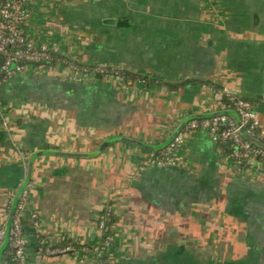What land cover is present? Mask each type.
Returning a JSON list of instances; mask_svg holds the SVG:
<instances>
[{"label":"crops","instance_id":"1","mask_svg":"<svg viewBox=\"0 0 264 264\" xmlns=\"http://www.w3.org/2000/svg\"><path fill=\"white\" fill-rule=\"evenodd\" d=\"M26 8L24 31L36 45L136 78L58 59L0 79V225L32 153L93 152L112 136L148 145L38 156L26 203L42 240L38 247L34 226L23 227L26 264H99L105 207L114 216L108 264H264V165L239 167L206 129L187 136L176 162H147L185 118L224 109L219 89L252 100L264 138V0H28ZM65 243L77 246L48 252Z\"/></svg>","mask_w":264,"mask_h":264},{"label":"built area","instance_id":"2","mask_svg":"<svg viewBox=\"0 0 264 264\" xmlns=\"http://www.w3.org/2000/svg\"><path fill=\"white\" fill-rule=\"evenodd\" d=\"M27 1L0 0V79L22 72L28 64L46 67L53 63L52 54L55 53V49H51L44 44L36 45L25 34L24 25L29 18V12L26 8ZM69 66L73 67L72 64H69ZM97 70L103 72L100 68ZM231 93L233 92L228 91L227 95L232 99V102L225 104L224 109L235 110L239 122L226 114H219L209 118L191 119L166 147L149 157L147 162L157 166L176 162L181 159L180 151L187 136L195 130L206 129L214 142H230V146L232 147L228 157L239 167L251 161L264 165V149L253 145L239 131L240 128H243L247 134L253 135V129H259V121L253 104L248 99L235 97ZM221 94L222 92L220 91ZM6 125L7 122H3V126ZM1 126L0 124V129ZM261 137H263V132L259 129V138ZM33 186V181L27 184L14 211L12 225L9 229L7 251L10 256V262L8 264H26L27 237L23 231L21 215L23 214L29 190ZM13 196L14 192L9 194V202H11ZM31 216L34 219L33 226L36 229V233L40 235V230L38 229L40 225L39 217L33 212ZM98 226L101 232V240L99 246L96 248V254L99 257V264H108L105 252L112 242V235L111 233L105 234L107 228L104 215L102 214ZM4 236V225H0V243L3 241ZM72 250L73 247L70 244L63 247L53 246L48 248L49 253H65Z\"/></svg>","mask_w":264,"mask_h":264},{"label":"water","instance_id":"3","mask_svg":"<svg viewBox=\"0 0 264 264\" xmlns=\"http://www.w3.org/2000/svg\"><path fill=\"white\" fill-rule=\"evenodd\" d=\"M0 11H1V4H0ZM112 68L115 69H121L118 66H111ZM236 95L242 96L240 94L235 93ZM217 97L219 99H221V95L218 94ZM219 114H226V115H230L231 117H233L237 122H239V118L237 113L235 112V110L233 109H220L217 111H213V112H206V113H200V114H196V115H191L190 117L185 118L179 125L177 128H175V130L173 131V133L171 134V136L169 137V139L165 142V144H163L161 147H166L176 136V134L182 130V128L185 126V124L194 118H209L215 115H219ZM240 133L241 135L249 140L252 144H255L256 146H259L261 148L264 149V142L261 141L260 139H258L257 137H254L252 135H249L245 132V130L243 128H240ZM121 140H125V141H133L135 143H138L140 145H144V146H148L147 144H143L141 141L138 140H134L131 138H127L124 136H112L106 140H104L99 148L93 152H71V151H36L34 153L31 154L29 160L27 161V171H26V175L23 178L20 186L18 187V189L15 191L12 203H11V207L6 219V223L4 226L5 229V236L4 239L2 241V243L0 244V264H7L5 262V260L2 257V252L8 247L9 244V229L12 225V220H13V216H14V211L16 209L17 203L19 201V198L21 197L25 187L27 186V184L30 182L31 180V174H32V167H33V162L34 160L44 154H52V155H58V156H67V157H92V156H96L98 155L100 152H102V150L104 148H106L110 143L114 142V141H121ZM25 230V228H23Z\"/></svg>","mask_w":264,"mask_h":264},{"label":"trees","instance_id":"4","mask_svg":"<svg viewBox=\"0 0 264 264\" xmlns=\"http://www.w3.org/2000/svg\"><path fill=\"white\" fill-rule=\"evenodd\" d=\"M53 56V62L56 61L57 59H60V60H64L66 63L68 64H72L74 66H77L78 68L80 69H84V70H87V71H93L95 72L96 75H102L104 73H107V74H115L117 76H119L122 80H124L125 82H128V80H133L134 78H136V76H133L132 74L128 73L126 70H123V69H115V68H112V67H104V68H100L103 70V72H99L97 69L98 67L97 66H87V65H78L77 63H75L74 61H72L71 59L65 57V56H61L60 54L58 53H53L52 54ZM160 83H163V84H166L169 88H176L178 85L177 84H174V83H171V82H160ZM219 89V88H218ZM219 91L222 92L221 94V99L220 101L223 102L224 104H230L232 102V99L227 95V92L226 90H222V89H219ZM231 95L235 96V97H242V98H246V97H243V96H239V95H236L235 93H231ZM248 99L251 103L252 100L249 99V98H246ZM1 122V120H0ZM252 136L254 137H257L258 139H260L261 141L264 142V138H259V129L258 128H255L253 129V132H252ZM6 131H3V134L1 135V141L4 142L5 139H6ZM221 148V151L228 155L231 151V147L230 146V142L229 141H219L217 142ZM255 145V144H253ZM256 146V145H255ZM260 164V163H259ZM247 164H243L242 167L244 166H247ZM102 215H104V219H105V225H106V228L107 230L105 231V234L107 233H110L111 232V225L114 221V216H113V213L111 211V209L109 207H105L103 209V211L101 212ZM33 221L34 219L32 218L31 216V213H29L27 211V203L25 202V205H24V209H23V214L21 215V223H22V226H33ZM31 240L35 241L38 245V247L41 246V240H42V237L40 235H37V233H32V235L29 237ZM70 244L72 247H76L77 245L74 244V243H65L61 246H66ZM6 259L8 261V263L10 262V256L8 255V251H7V254H6Z\"/></svg>","mask_w":264,"mask_h":264},{"label":"rangeland","instance_id":"5","mask_svg":"<svg viewBox=\"0 0 264 264\" xmlns=\"http://www.w3.org/2000/svg\"><path fill=\"white\" fill-rule=\"evenodd\" d=\"M219 105L221 104V102L220 101H216Z\"/></svg>","mask_w":264,"mask_h":264}]
</instances>
